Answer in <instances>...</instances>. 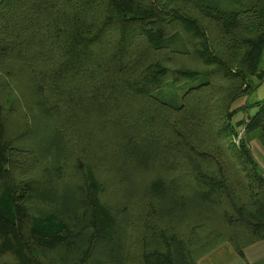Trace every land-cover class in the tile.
Listing matches in <instances>:
<instances>
[{
  "label": "trees",
  "instance_id": "16d2710c",
  "mask_svg": "<svg viewBox=\"0 0 264 264\" xmlns=\"http://www.w3.org/2000/svg\"><path fill=\"white\" fill-rule=\"evenodd\" d=\"M263 55L264 0H0V264L264 240ZM199 76L179 107L153 95Z\"/></svg>",
  "mask_w": 264,
  "mask_h": 264
},
{
  "label": "crops",
  "instance_id": "0c3cea01",
  "mask_svg": "<svg viewBox=\"0 0 264 264\" xmlns=\"http://www.w3.org/2000/svg\"><path fill=\"white\" fill-rule=\"evenodd\" d=\"M251 97H253L255 101L251 102ZM250 98L248 99L250 104L264 99V80ZM255 112L256 108L249 109L247 113H245V117L252 116ZM245 117L241 119H245ZM241 119L239 118L237 120ZM250 149L254 159L261 166L264 173V148L254 139L250 143ZM198 264H264V240L243 250L242 255H238L230 245L223 244L202 257Z\"/></svg>",
  "mask_w": 264,
  "mask_h": 264
},
{
  "label": "rangeland",
  "instance_id": "374dc122",
  "mask_svg": "<svg viewBox=\"0 0 264 264\" xmlns=\"http://www.w3.org/2000/svg\"><path fill=\"white\" fill-rule=\"evenodd\" d=\"M263 65H264V55L262 58L261 66L263 67ZM203 82H205V78L203 76H199V77H196L190 81L184 82L177 86L172 85L170 83H166L165 85H163V87L155 91L153 95L159 100H161L162 102H165L173 107H179L181 105L182 95L190 88L195 87L198 84L203 83ZM250 101L251 102L255 101V99L251 97ZM245 116H246L245 113L243 114L240 113L237 115L236 119H239V118L241 119Z\"/></svg>",
  "mask_w": 264,
  "mask_h": 264
},
{
  "label": "built area",
  "instance_id": "2783aa9c",
  "mask_svg": "<svg viewBox=\"0 0 264 264\" xmlns=\"http://www.w3.org/2000/svg\"><path fill=\"white\" fill-rule=\"evenodd\" d=\"M243 131H244V129L242 128L241 131H240V133H239V135H238V137H237V139H236V141H235L236 144H238L239 141H240V139L242 138V136H243Z\"/></svg>",
  "mask_w": 264,
  "mask_h": 264
}]
</instances>
